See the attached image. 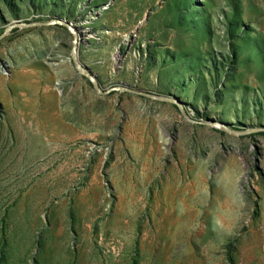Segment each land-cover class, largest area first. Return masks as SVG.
<instances>
[{
    "label": "rangeland",
    "instance_id": "obj_1",
    "mask_svg": "<svg viewBox=\"0 0 264 264\" xmlns=\"http://www.w3.org/2000/svg\"><path fill=\"white\" fill-rule=\"evenodd\" d=\"M106 6L104 7L103 5ZM0 264H264V0H0Z\"/></svg>",
    "mask_w": 264,
    "mask_h": 264
},
{
    "label": "water",
    "instance_id": "obj_2",
    "mask_svg": "<svg viewBox=\"0 0 264 264\" xmlns=\"http://www.w3.org/2000/svg\"><path fill=\"white\" fill-rule=\"evenodd\" d=\"M103 6L105 7L106 4L103 5ZM48 24H61V25L65 26V27H67L69 29V31L72 33L73 42H72V50H71V59L73 61L74 67H75V69L77 70L78 73H80L83 76H85L91 82V84L93 85V87L95 88L96 91H98L100 93H106V92L110 91L111 89H120V90H126V91H130V92L142 94V95L148 96L150 98L161 100V101L172 102V103H175L179 107V109L181 110L182 114L185 115L183 106H182V104H181V102L179 101L178 98H174V97H171V96L152 95V94H149V93H146V92L137 91L135 89L128 88V87H122V86L113 87V88L105 90V91L101 90V88L99 87L98 82H97L96 78L94 77V75L88 69H86V67H84V65L81 63V61L79 59V56H78L77 43H78L79 40H81L80 35L83 32L82 31H77L75 29V27L71 23L66 21L65 19H61V20L54 19V20H51V21H39V22L38 21H35V22H14V23L10 24L0 34V38H3L7 34L8 30L11 29L14 26L22 27V26L48 25ZM222 126L227 131L232 132V133H236V134H243V133H246V132L259 131V130H263L264 131V127H257V128L243 130V131H234V130H231L228 127H226L224 124H222Z\"/></svg>",
    "mask_w": 264,
    "mask_h": 264
},
{
    "label": "trees",
    "instance_id": "obj_3",
    "mask_svg": "<svg viewBox=\"0 0 264 264\" xmlns=\"http://www.w3.org/2000/svg\"><path fill=\"white\" fill-rule=\"evenodd\" d=\"M262 133H264V131Z\"/></svg>",
    "mask_w": 264,
    "mask_h": 264
}]
</instances>
